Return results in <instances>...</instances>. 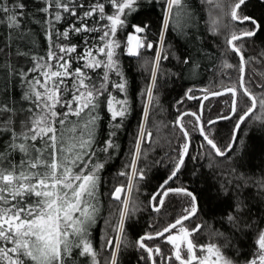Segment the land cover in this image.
<instances>
[{"label": "snow or ice", "instance_id": "1", "mask_svg": "<svg viewBox=\"0 0 264 264\" xmlns=\"http://www.w3.org/2000/svg\"><path fill=\"white\" fill-rule=\"evenodd\" d=\"M247 2L227 0L225 10L224 0H204L229 20L223 25L228 29L223 43L237 63L223 67L235 69L237 79L221 81L215 91L202 87V95L189 88L176 102L227 95L228 113L205 120L203 103L197 112L175 108V146L169 141L168 149L149 164L144 146L157 143L150 116L158 105L162 62L169 59L166 35L172 26L184 32L190 21L195 23L188 0H157L162 18L155 37L146 22L129 24L152 0H0V264H264V217L243 196L251 185L264 202V177L230 163L234 148L241 146V125L258 104L264 109V79L246 78L247 66L258 58H246L244 48L264 34V24L245 14ZM219 24L218 17L211 19L213 35ZM185 34L195 39L193 31ZM37 36L42 53L36 50ZM122 56L135 59L147 73L138 101L129 92ZM182 63L198 67L192 57ZM13 80L24 85L20 99L25 103L19 107L8 86ZM253 87L261 89L259 95ZM136 103L141 108L129 159L117 172L123 182L112 185L106 205L101 173L121 155L120 140ZM233 116L227 142L218 144L211 126ZM185 117L192 119L186 122ZM262 117L264 113L253 117L261 120L260 131ZM156 128L158 132V124ZM193 131L199 134L197 143ZM225 164L227 170L217 174V195L208 200L210 212L211 201L220 202L218 222L226 225L220 231L203 219L204 193L189 185L199 184L207 169ZM155 166L166 168L167 174L147 201L138 203L132 193L146 181V169ZM143 213L150 219L147 230L130 240ZM96 226L103 229L99 250L91 238ZM102 253H107L103 262Z\"/></svg>", "mask_w": 264, "mask_h": 264}, {"label": "trees", "instance_id": "2", "mask_svg": "<svg viewBox=\"0 0 264 264\" xmlns=\"http://www.w3.org/2000/svg\"><path fill=\"white\" fill-rule=\"evenodd\" d=\"M162 2V0H161ZM225 10H227V0H224ZM188 5L191 10L192 18L195 23L191 21L188 24V28L181 32L178 28L172 26L170 31L166 35V42L169 47V59L162 62L161 72L163 77L159 80V87L156 90L158 105L150 116V124L153 130V138L157 140L156 144L144 146L147 151V163L151 164L153 158H160L166 149L169 147V141L175 146L176 136L179 133L173 135V129L171 122L175 119L178 113L175 108H179L180 111H199L200 104L203 103V118L208 120L209 118H216L218 115L227 114L229 111V98L227 95L220 97H210L207 101L200 100H188L183 99L182 104L176 102L184 97L187 89L193 88L196 95H202L199 89L202 87H209L211 91L218 90L223 85L220 83L223 81L225 84H230L237 79L238 72L235 69H228L223 67L225 63H231L235 65L237 58L235 55L226 50L223 43V36L227 33L228 29L223 27L229 23L226 16H222L220 10L215 8L212 4L204 3V0H188ZM246 15H251L259 22L264 24V0H248L246 6ZM219 18L220 24L217 26V34L213 35L211 19ZM162 18V10L157 0H152V3L146 4L142 7L138 13L133 14L129 18V24H143L147 23L151 30L152 35L155 37L158 33L160 21ZM237 27H251L250 25H238ZM42 31V30H41ZM131 31V28L124 29L119 33V37L123 38ZM189 31H193L195 39L193 40L190 35H186ZM37 51L43 52V41L39 36L36 37ZM245 57H255L258 60H253L252 63L247 66L246 78L251 76L253 81H259L264 79V57H261V52H264V34H258L257 37L252 38V41L244 45ZM148 56L151 53L147 54ZM192 57L198 67L193 70L189 65L182 63L185 57ZM124 62V70L129 81V92L135 94V99L138 101V93L143 90L147 83V73L142 72L139 69L138 62L133 58L122 56ZM25 67L29 65L27 62ZM231 76L229 81L228 76ZM9 88L12 91L13 102L17 107L25 102L20 99V94L23 91L24 85L22 83H15V81L9 82ZM3 87V76H0V88ZM254 92L259 95L261 89L253 87ZM247 103V101H245ZM141 105L136 103L133 118H130L126 125V132L120 140V153L121 155L113 157L108 164L104 172L101 173L102 185L101 192L105 204L108 203V191L113 184H119L123 182L122 177L117 176L123 165L128 162V149L132 147L131 133L135 131L139 122V111ZM264 113V109L257 105V109L253 112L252 116L241 125L240 133L238 134V142H241L239 148H234L236 155L231 161V164H235L240 171L245 172L248 175H252L256 178L264 177V131H260L261 120H253L254 116ZM264 118V117H262ZM191 117H185L184 120L190 121ZM236 116H233L232 120H219L211 127L213 129V136L217 140L218 144L223 145L227 142L232 128L233 121ZM249 121H252L249 123ZM159 125V131L157 132L156 125ZM191 130V125H187ZM101 132H104L103 124L101 126ZM193 143L199 141V134L196 131L192 132ZM103 137H98L102 139ZM151 149V150H148ZM98 156L101 154L98 153ZM206 164V161H201ZM228 164L223 165L220 168L207 169L206 177L201 176V182L199 184L192 183L189 187L194 188L198 193H204V211L206 215L204 220H208L212 225L213 230L219 229L224 231V227L218 222L219 217V201H211V212L209 210L208 200L210 196H216L217 191L215 185H217V174L224 173ZM191 168V165H189ZM147 179L139 186V191H133L132 197L137 200L138 203H145L147 197L155 190L162 182V179L167 174V169L159 166L150 167L146 169ZM204 172V169H202ZM182 179H187L183 177ZM211 188L209 192L208 189ZM243 196L251 202V204L260 209L258 215L264 217V202L259 197V190L249 185V187L243 190ZM173 201L172 207H176L177 198H170ZM167 207V202H166ZM171 211V208H169ZM163 212V210H162ZM165 219H171V216L165 217ZM150 222L147 213H143L140 216L138 225L131 229L129 232V239L134 240L136 236L143 231L147 230L146 225ZM199 235V234H198ZM103 229L99 226L94 227L92 231V241L94 246L99 250V245L103 243ZM207 234L200 237L201 241L207 240ZM250 243V241H246ZM107 253H102L99 257L103 262L104 256ZM126 264V261H125Z\"/></svg>", "mask_w": 264, "mask_h": 264}]
</instances>
